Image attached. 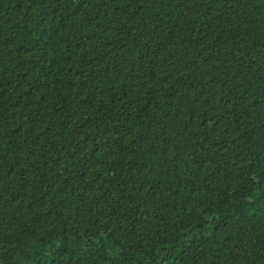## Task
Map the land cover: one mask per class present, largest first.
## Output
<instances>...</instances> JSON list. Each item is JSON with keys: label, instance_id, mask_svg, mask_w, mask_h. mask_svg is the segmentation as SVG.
I'll return each instance as SVG.
<instances>
[{"label": "trees", "instance_id": "16d2710c", "mask_svg": "<svg viewBox=\"0 0 264 264\" xmlns=\"http://www.w3.org/2000/svg\"><path fill=\"white\" fill-rule=\"evenodd\" d=\"M0 264H264V0H0Z\"/></svg>", "mask_w": 264, "mask_h": 264}]
</instances>
